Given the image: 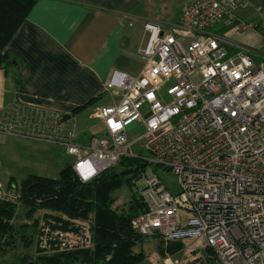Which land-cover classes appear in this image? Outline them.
I'll use <instances>...</instances> for the list:
<instances>
[{"label": "built area", "instance_id": "obj_1", "mask_svg": "<svg viewBox=\"0 0 264 264\" xmlns=\"http://www.w3.org/2000/svg\"><path fill=\"white\" fill-rule=\"evenodd\" d=\"M245 7V0H192L166 30L145 23L144 64L135 76L111 71L104 89L117 99L95 110L103 132L90 144L74 142L70 113L17 100L0 109V135L61 146L86 183L128 156L127 127L140 123L148 166L133 230L165 242L202 240L219 264H264V11L257 8L260 23L243 22L235 11ZM221 21L239 34L257 32V62L210 30ZM156 167L176 175L177 192ZM19 192L0 180L1 201H18ZM79 232L71 241L72 231H57L59 247L80 243Z\"/></svg>", "mask_w": 264, "mask_h": 264}, {"label": "crops", "instance_id": "obj_2", "mask_svg": "<svg viewBox=\"0 0 264 264\" xmlns=\"http://www.w3.org/2000/svg\"><path fill=\"white\" fill-rule=\"evenodd\" d=\"M190 1L35 0L6 45L8 58L0 64V109L15 100L66 113L84 105L71 114L74 142L90 144L103 129L91 135L86 120H98L95 110L117 99L104 89L111 71L137 75L144 64L138 53L146 42L144 24L166 30L179 22L182 7ZM245 1L242 9L252 7L256 13L264 8V0ZM230 26L219 36L227 45L245 46L257 62L260 36L251 29L239 34ZM73 159L50 142L0 135L4 184L28 175L55 178Z\"/></svg>", "mask_w": 264, "mask_h": 264}, {"label": "trees", "instance_id": "obj_3", "mask_svg": "<svg viewBox=\"0 0 264 264\" xmlns=\"http://www.w3.org/2000/svg\"><path fill=\"white\" fill-rule=\"evenodd\" d=\"M35 0H0V64H5L8 58L6 45L19 25L25 19ZM74 108L72 112L83 108ZM134 161L133 168H123L119 173L111 168L103 170L95 179L82 183L75 177L71 165L67 164L55 178H45L28 175L17 181L21 192V202L27 208L25 217L31 219L37 209H48L58 212L67 219H87L91 215L89 235L80 243L73 244L70 249H61L55 233L59 230L73 231L80 235V227L68 224L60 216L43 214V222L37 227L42 245L51 249V253L38 254L33 259H25L26 264H149L141 250H135L143 241L130 223L131 218L143 210L141 201L134 197L129 207L124 210L112 208L114 198L112 193L128 181L137 178L138 171L146 165L138 163L136 158L124 156ZM122 157L118 163L123 166ZM9 182L16 183L11 179ZM14 216L12 204L0 200V256L15 245L16 239L29 246L22 234L29 226H36L38 219L31 223L15 226L11 220ZM180 241L168 245L170 252L178 249ZM210 250V248H207ZM216 260V258H215Z\"/></svg>", "mask_w": 264, "mask_h": 264}, {"label": "rangeland", "instance_id": "obj_4", "mask_svg": "<svg viewBox=\"0 0 264 264\" xmlns=\"http://www.w3.org/2000/svg\"><path fill=\"white\" fill-rule=\"evenodd\" d=\"M264 11V8H263ZM235 14L238 20H242L243 22H256L260 23L262 17L259 13H255L252 7L242 9L238 8L235 11ZM257 14V15H256ZM229 27V26H228ZM228 27L223 26V22H217L213 25L210 30L217 35H221L224 30ZM231 27V26H230ZM255 61V60H254ZM256 62V61H255ZM87 125L92 127L91 135H97L102 130V124L96 119H89L86 120ZM144 132V127L142 124L133 122L127 127V138L131 143L130 148L128 150V157L136 158L138 163L144 162L146 165L143 169L138 171L137 178H130L128 181L124 182L122 186L117 188L113 193L112 196L114 201L112 203V208L117 210H124L129 207L130 203L137 197L141 203L143 204V209L145 208V203L142 197V185H141V173L143 170L146 169L148 166L147 157L148 154L146 150L142 147V139L139 137L142 136ZM76 134V133H75ZM89 134V135H90ZM90 135V136H91ZM90 139V138H89ZM88 139V141H89ZM73 159V157H72ZM123 166L120 163H116L113 166V172L119 173L123 170V168H133L136 163L131 161V159H127L126 157L123 158ZM154 169L155 173L159 177L162 184L170 193H175L178 190V184L176 175L171 170H164L161 168H152ZM146 171V170H145ZM17 184V182H16ZM18 186V184H17ZM19 189V186H18ZM20 191V190H19ZM20 197L18 201L10 203L14 207V216L11 222L17 227L20 224H30L32 219L37 218L38 224L36 226H29L26 230H22L21 234L27 238L30 245L25 246L23 241L20 239H16L14 247L11 249H7L1 256H0V264H26L25 259H33L38 254V249H44L41 253L47 252V254L51 253V249H48L47 246L42 245L43 239L40 241L39 234L37 227L43 222L42 215L43 214H52L57 215L63 218L64 220H68V224H71L74 228L80 227L82 229L80 240H84L85 236L89 235V225L91 223V215L87 219H67L64 215L58 212H52L48 209H37L31 219H27L25 217V211L27 208L26 205L21 202V192H19ZM8 203V202H7ZM73 231L71 234V241L77 238ZM143 237V236H142ZM174 242H165L156 236L152 237H143V241L137 245L135 250H141L145 256V261L149 264H219L217 260H215V254L210 249L204 246L202 240H189L186 239L183 242L180 241L182 246L176 249L173 252H170L168 249V245ZM74 242L69 246L68 249L73 247ZM74 264V263H73Z\"/></svg>", "mask_w": 264, "mask_h": 264}]
</instances>
